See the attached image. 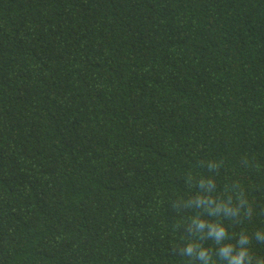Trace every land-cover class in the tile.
<instances>
[{"label": "trees", "instance_id": "1", "mask_svg": "<svg viewBox=\"0 0 264 264\" xmlns=\"http://www.w3.org/2000/svg\"><path fill=\"white\" fill-rule=\"evenodd\" d=\"M0 264H264V0H0Z\"/></svg>", "mask_w": 264, "mask_h": 264}, {"label": "clouds", "instance_id": "2", "mask_svg": "<svg viewBox=\"0 0 264 264\" xmlns=\"http://www.w3.org/2000/svg\"><path fill=\"white\" fill-rule=\"evenodd\" d=\"M222 234V233H221ZM225 251H227V250H225ZM243 255V254H242Z\"/></svg>", "mask_w": 264, "mask_h": 264}]
</instances>
